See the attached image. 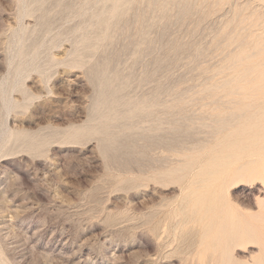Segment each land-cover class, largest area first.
Returning a JSON list of instances; mask_svg holds the SVG:
<instances>
[{
	"label": "rangeland",
	"instance_id": "rangeland-1",
	"mask_svg": "<svg viewBox=\"0 0 264 264\" xmlns=\"http://www.w3.org/2000/svg\"><path fill=\"white\" fill-rule=\"evenodd\" d=\"M263 45L264 0H0V264H264Z\"/></svg>",
	"mask_w": 264,
	"mask_h": 264
},
{
	"label": "bare ground",
	"instance_id": "bare-ground-1",
	"mask_svg": "<svg viewBox=\"0 0 264 264\" xmlns=\"http://www.w3.org/2000/svg\"><path fill=\"white\" fill-rule=\"evenodd\" d=\"M245 44V43H244ZM242 46H243V44H242ZM257 46V45H256ZM262 48L264 49V45L262 46ZM257 49V48H256ZM261 48H258V50H260ZM262 50V49H261ZM247 55V54H246ZM252 55V54H251ZM242 58V57H241ZM246 69V68H245ZM251 71H253V70H251ZM262 72V71H261ZM256 79V78H255ZM255 79H253V80H255ZM252 81V80H251ZM250 81V82H251ZM245 86V85H244ZM237 91V90H236ZM211 93V92H210ZM213 93V92H212ZM214 94V93H213ZM240 94V93H239ZM237 100V99H236ZM242 106V105H241ZM244 107V106H243ZM134 114V113H133ZM243 114V113H242ZM248 115V114H247ZM264 115V114H263ZM238 116V115H237ZM262 122V121H261ZM216 123V122H215ZM259 126V125H258ZM255 127V126H254Z\"/></svg>",
	"mask_w": 264,
	"mask_h": 264
}]
</instances>
